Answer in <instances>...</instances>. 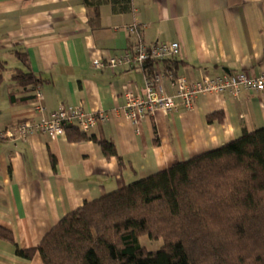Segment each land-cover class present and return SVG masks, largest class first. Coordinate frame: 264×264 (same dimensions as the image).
Instances as JSON below:
<instances>
[{
	"label": "crops",
	"instance_id": "1",
	"mask_svg": "<svg viewBox=\"0 0 264 264\" xmlns=\"http://www.w3.org/2000/svg\"><path fill=\"white\" fill-rule=\"evenodd\" d=\"M88 12L83 0H0V59L6 61L0 70V131L51 116L59 101L82 102L87 112L107 116L79 141L66 132L55 140L38 134L28 141L0 140V226L12 231L22 249L39 246L61 218H84L85 202L264 127V91L209 94L190 108L133 120L125 108L128 93L145 97L146 80L155 71L169 75L164 86L171 96L181 76L191 82L263 73L264 0H132V9L122 14L101 6L98 27L89 23ZM140 42H177L179 52L170 62L94 67L95 60L122 56ZM19 52L41 80L42 113L36 100L9 99ZM215 112L223 113V121H208ZM102 141L112 142L118 156L106 157ZM0 264L45 263L38 251L21 257L15 245L0 239Z\"/></svg>",
	"mask_w": 264,
	"mask_h": 264
},
{
	"label": "trees",
	"instance_id": "2",
	"mask_svg": "<svg viewBox=\"0 0 264 264\" xmlns=\"http://www.w3.org/2000/svg\"><path fill=\"white\" fill-rule=\"evenodd\" d=\"M83 1L93 27L101 25L103 5L116 14L132 9V0ZM18 58L9 99L33 102L41 80L25 53ZM207 118L223 121V113ZM65 132L75 141L86 136L76 126ZM101 145L106 157L118 156L112 142ZM83 213L61 218L36 248H19L1 226L0 239L21 257L38 251L45 264H264V127L85 202ZM144 235L164 245L149 251L139 243Z\"/></svg>",
	"mask_w": 264,
	"mask_h": 264
},
{
	"label": "built area",
	"instance_id": "3",
	"mask_svg": "<svg viewBox=\"0 0 264 264\" xmlns=\"http://www.w3.org/2000/svg\"><path fill=\"white\" fill-rule=\"evenodd\" d=\"M134 22L130 29H135ZM133 31V30H132ZM179 52L177 42L158 43L149 45L144 42L138 43L134 48L126 51L122 56L111 57L106 62L95 60L94 67L103 68L106 65L111 68L118 66L146 65L175 56ZM169 75L164 71H155L146 80L145 97L127 94L126 116L133 120L137 115L153 114L161 110L169 114L180 106L192 107L194 101L209 94L229 92L238 96L241 89L251 93L264 91V72L252 76L245 72L222 76H205L201 79L189 81L185 77L176 78L172 85L176 89L174 96L165 92L164 80ZM172 77V75H170ZM177 98L179 101L177 102ZM43 95L39 89L36 92L37 109L42 113L44 108L40 104ZM107 116L104 111L92 113L85 110L82 102L74 106H65L57 102L56 111L42 120H22L11 127L0 131V140H14L19 138L28 141L34 135H41L50 140H55L65 135L68 126H76L86 133L98 123L104 122Z\"/></svg>",
	"mask_w": 264,
	"mask_h": 264
},
{
	"label": "rangeland",
	"instance_id": "4",
	"mask_svg": "<svg viewBox=\"0 0 264 264\" xmlns=\"http://www.w3.org/2000/svg\"><path fill=\"white\" fill-rule=\"evenodd\" d=\"M9 69V65L7 66ZM139 243L141 246L145 247L149 251H158L163 245L164 241L162 238L159 239H151L147 235L140 237Z\"/></svg>",
	"mask_w": 264,
	"mask_h": 264
}]
</instances>
